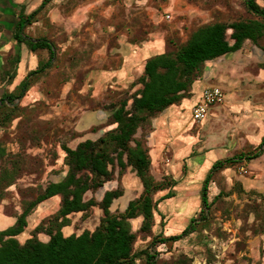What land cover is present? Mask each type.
I'll use <instances>...</instances> for the list:
<instances>
[{
	"label": "rangeland",
	"instance_id": "obj_1",
	"mask_svg": "<svg viewBox=\"0 0 264 264\" xmlns=\"http://www.w3.org/2000/svg\"><path fill=\"white\" fill-rule=\"evenodd\" d=\"M245 1L161 0L151 2L149 8L164 20L163 12L168 11L172 18L160 23V26L165 29L173 25L181 35L183 28L189 30L213 22L256 18L247 10ZM57 2V13L60 16V0ZM258 2L264 5V0ZM91 3L95 8L90 14H99L97 1L93 0ZM110 4L103 1L100 9H105ZM73 7L71 3L66 10L70 11ZM134 19V24L142 25V17ZM43 20L50 25L48 17H43ZM57 27L51 28L58 30L60 37L62 29ZM128 27L133 26L130 24ZM49 41L54 42L58 49L56 40L50 38ZM72 50L74 52L72 48L69 51ZM79 56L81 54L77 58ZM225 60L230 62V67H220L215 73L212 71L207 82L222 87L226 96L222 102L211 106L203 121H194L192 107L190 109L189 104H184L168 119L169 125L164 130L167 133L163 134L165 137L161 139L162 144L153 145L152 140L150 141L154 128L153 119L159 114L145 122L135 135L136 139L143 141L149 148L151 174L157 180L166 178L169 182H176L172 187L175 195L159 202L150 232L141 230L142 216L131 220L132 229L137 234L135 250L156 244V251L159 252L158 264H177L184 257H188L191 264H264V152L253 159H237L236 162H230L215 170L208 185L210 207L201 215L203 187L214 164L219 159L254 152L264 140V39L258 44L246 41L240 54L226 56ZM9 61L6 69L12 71L16 59L11 58ZM47 62L40 61L38 67L30 71L16 90L12 91L13 95L21 93L18 96L22 97L21 103L14 109L16 111L13 119L0 127V175L6 169L16 173L13 184L3 182L0 186V221L8 222L0 230L12 225L15 221V216L12 215L21 213L26 204L35 199L48 182L63 177L66 167L63 164L64 152L61 146L72 144L71 141L75 143L80 136L75 129L66 130L63 126L76 118L80 108L74 106L72 100L65 98L58 90L57 81L62 73L59 72L58 76L47 82L54 86L52 90H47L45 86L39 88L46 95V99L48 98L47 103L44 99L31 105L25 103L28 100L24 95L26 86L21 90L25 79L33 76L27 86L29 93L38 79L51 74L54 66L60 67V60L55 61L53 57L50 66L41 69ZM213 63L206 62V69L214 68ZM50 67L52 68L48 69ZM202 71L204 72V66ZM0 72L6 80L9 72ZM6 93L10 96L11 92L6 89ZM72 94L76 101L86 102L92 109L98 107L94 99L90 100L88 91L83 92L76 88L72 90ZM5 102L7 105L2 106L1 112L8 107L13 110L12 104L6 99ZM58 104L65 106L62 112L53 110ZM43 114H51L52 122L42 120ZM97 117L98 113L88 112L79 118L78 128H85ZM112 128V125H108L106 128H93L85 133L94 132L92 139H98ZM263 147L262 145L261 148ZM137 184L136 173L132 167H127L120 173L116 166L113 180L98 189L90 190L85 199L93 198L96 202H101L107 190L123 189L124 195L114 200L112 205L113 212L119 213L124 211L131 199L142 193L143 187ZM166 192L167 190L158 192L155 199ZM59 208L60 198L57 196L38 204L28 216L29 223L19 237L20 240L24 241L33 234L42 240L49 239L45 230ZM101 216L102 210L98 205L86 213L75 212L69 216L70 224L63 228V233L69 235L81 234L85 230L92 231L99 224ZM194 219L196 220L193 221ZM191 223L194 231L187 235L165 244H150L154 238H160L159 236L182 234ZM38 226L42 229L36 232ZM140 262L138 260V264Z\"/></svg>",
	"mask_w": 264,
	"mask_h": 264
},
{
	"label": "trees",
	"instance_id": "obj_2",
	"mask_svg": "<svg viewBox=\"0 0 264 264\" xmlns=\"http://www.w3.org/2000/svg\"><path fill=\"white\" fill-rule=\"evenodd\" d=\"M48 1L44 0L39 9ZM247 10L256 16L251 19H240L232 22H213L195 29L185 44L180 46L174 54H158L147 60L144 74L138 83L142 86L131 98L121 100L114 106L109 125L116 124L98 139L86 138L76 147L62 144L64 152V166L66 171L59 180L48 182L37 197L29 201L23 211L17 215L16 222L0 230V264H158L156 244L142 250H135L134 244L137 234L132 229L131 220L143 217L141 230L150 232L155 222V211L159 202L173 197L172 187L176 182H169L166 178L157 180L151 174L152 160L149 148L143 141L135 138L139 128L150 118L163 112L169 106L177 103L192 91L194 82L201 75L207 61L219 58L230 52L240 50L246 41L258 44L264 39V5L258 0H246ZM39 9L29 15L20 14L14 34L18 43L28 42L36 50L48 48L50 59L41 68L49 67L55 50L48 39L31 40L24 32V26L38 13ZM20 60L16 56V62ZM40 69V70H41ZM14 73H8L9 80ZM31 78L25 79L21 90L30 83ZM17 95H5L0 99V127L3 123L13 119V110L8 107L1 112L2 106L15 104ZM264 140L256 151L250 154L218 160L211 174L205 181L201 215L210 207L208 185L214 171L220 167L243 157L255 158L264 151ZM4 149L1 151V153ZM119 167L123 172L132 167L136 176L141 180L143 191L139 197L131 199L124 211L116 213L112 210L114 200L124 195L120 188L107 190L101 200L85 199L86 193L102 187L113 180L114 169ZM14 171L6 169L0 175L1 183L13 184ZM167 190L158 199L155 195ZM58 196L60 208L56 212L45 232L49 239L42 240L36 234L20 240L28 226V216L41 202ZM98 205L102 210L100 222L94 230H85L81 234L63 233V228L70 224V215L75 212H88ZM194 219L193 221H195ZM42 227H36L39 232ZM194 231L193 224H189L179 235L168 237L159 236L150 244H165L177 240ZM177 264H191L188 257L178 260Z\"/></svg>",
	"mask_w": 264,
	"mask_h": 264
},
{
	"label": "crops",
	"instance_id": "obj_3",
	"mask_svg": "<svg viewBox=\"0 0 264 264\" xmlns=\"http://www.w3.org/2000/svg\"><path fill=\"white\" fill-rule=\"evenodd\" d=\"M43 1L0 0V71L15 72V76L11 80H9V77L4 80L0 72V99L7 95L6 89L10 90L11 93L15 91L27 74L38 67L40 61L50 59L48 48L33 50L28 42L18 43L14 36L20 14H31L40 8ZM57 1L50 0L39 9L31 23L28 24L27 22L24 26V32L34 41L39 39L49 40L50 38L56 40L59 50L52 42L55 50L54 59L55 61L60 60V67L54 66L51 74L49 73L45 78L38 79L31 86L30 92L27 93V89L24 95L28 99L25 103L30 105L43 99L47 103L48 98L46 99V95L44 96L39 88L45 86L47 90H52L54 86L52 85V87L47 82L59 72L62 73L60 74V80L57 81L59 84L58 90L66 96L65 98L71 99L74 106L80 108V113H77L76 118L67 125H63L66 130L75 129L80 133L75 143L73 141H71L72 144L66 143L74 148L80 141L93 137L94 132L85 133L86 131L93 128H106L109 125L114 106L121 100L128 99L131 102V98L142 86L138 83V80L144 74L149 58L164 53L174 54L180 46L187 42L192 32L197 28L189 30L183 28L181 35L173 25L171 28L162 29L160 23L169 20L172 15L168 11L163 12L164 20L158 16V13L149 8L151 2H160L161 0H95L99 5L97 6L99 14L97 15H91L95 8L91 3L93 0H60V16L57 13L59 9ZM103 1L111 4L101 10ZM71 3L74 5L73 9L66 10V7L69 8ZM17 5L20 6L17 8ZM124 8L129 10L125 11ZM43 17L49 18L50 25L45 24ZM136 17L143 18L142 25L134 24V18ZM130 24L133 27L129 28ZM57 26L62 29L60 37L59 31L51 28ZM70 48L74 49V52L73 50L69 51ZM241 49L230 52L224 57L210 60L215 65L210 70H207V66L204 64V72L202 71L203 73L194 82L191 93L169 106L153 119L154 128L150 136L153 145L162 144L161 139L165 137L163 134L167 133L164 130L169 125L168 119L179 109L180 105L189 104L191 109L199 102L204 87L212 84L207 82L212 71L217 72L220 67H225V69L230 67V62L225 60V57H234L241 53ZM79 54L81 56L77 58ZM18 55L20 58L19 63L14 64L12 71L7 70L6 67L10 64L9 60L11 58L16 59ZM55 88L57 87L55 86ZM76 88L83 92L88 91L90 100L94 99L98 107L92 109L89 105H86V102L76 101L75 95L72 94V90ZM21 99L22 97H17L12 107L14 105L19 107ZM64 109L65 106L58 104L54 106L53 110L62 112ZM90 111L98 113V117L88 123L85 128H78L79 118L84 117ZM41 119L52 122L53 116L43 114ZM115 126L116 124H112V127ZM136 181L142 186L141 180L137 176ZM7 225L8 222L0 221V228Z\"/></svg>",
	"mask_w": 264,
	"mask_h": 264
},
{
	"label": "built area",
	"instance_id": "obj_4",
	"mask_svg": "<svg viewBox=\"0 0 264 264\" xmlns=\"http://www.w3.org/2000/svg\"><path fill=\"white\" fill-rule=\"evenodd\" d=\"M224 98L225 94L220 86L214 84L205 86L200 101L192 107L194 121H203L208 116L211 106L222 102Z\"/></svg>",
	"mask_w": 264,
	"mask_h": 264
}]
</instances>
